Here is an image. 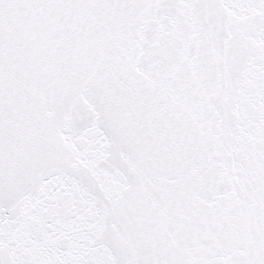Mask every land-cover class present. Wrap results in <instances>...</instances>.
Masks as SVG:
<instances>
[{"label": "snow or ice", "instance_id": "6c2138e0", "mask_svg": "<svg viewBox=\"0 0 264 264\" xmlns=\"http://www.w3.org/2000/svg\"><path fill=\"white\" fill-rule=\"evenodd\" d=\"M0 264H264V0H0Z\"/></svg>", "mask_w": 264, "mask_h": 264}]
</instances>
